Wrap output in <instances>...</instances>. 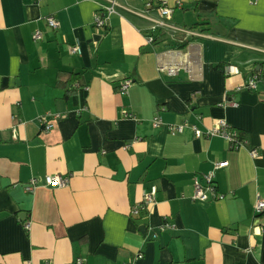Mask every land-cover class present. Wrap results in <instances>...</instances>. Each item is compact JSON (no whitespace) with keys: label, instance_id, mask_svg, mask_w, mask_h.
<instances>
[{"label":"crops","instance_id":"crops-1","mask_svg":"<svg viewBox=\"0 0 264 264\" xmlns=\"http://www.w3.org/2000/svg\"><path fill=\"white\" fill-rule=\"evenodd\" d=\"M107 3L0 0V264H264V0H168L176 29L156 30L141 0L98 27ZM219 120L245 143L195 136ZM211 173L219 198L194 200Z\"/></svg>","mask_w":264,"mask_h":264},{"label":"built area","instance_id":"built-area-1","mask_svg":"<svg viewBox=\"0 0 264 264\" xmlns=\"http://www.w3.org/2000/svg\"><path fill=\"white\" fill-rule=\"evenodd\" d=\"M108 3L106 6H104L101 11L97 12L94 17V23L98 27H104L107 25V22L109 18L114 14H119V8H121L120 0H107ZM144 2L147 10H156L158 12L159 17L157 19H153V26L152 30H156L158 28H167V29H176L175 27L168 24V21L171 19L173 14V8H171L168 4V0H141ZM178 7H181L182 4L180 2L177 3ZM46 22L48 26L54 30H57L60 26L59 22L53 17L49 16L46 18ZM33 39L35 41H38L42 39V34L40 31H37L33 35ZM149 43L155 42L154 36H149L147 38ZM71 51L73 53H80L81 49L79 46L72 47ZM169 75H174L177 73V70L175 68H170L168 70ZM132 84L131 79L124 80L119 87V93L122 95H125L128 93V90ZM241 89V88H240ZM242 89L255 91L257 89V78H252L249 80L245 86H243ZM125 116L132 118L134 117L131 114L126 113ZM62 118L60 114H47L42 118V123L45 125V129L47 131L51 130L54 127L53 121H58ZM163 124L162 120L157 117L154 119V125L156 127H160ZM186 124L183 125H170L169 126V132L172 135L181 134L185 131ZM195 136L197 138L202 136L212 137V136H222L226 138L234 147L238 148L242 146L245 142V140L240 139L239 136L236 133L231 132L230 125L224 121L219 120L217 121L216 127L213 129L208 130L207 132L202 131L201 129L197 128L196 126H192ZM253 155H256V153H252ZM227 164L225 162H219L216 164L215 169L219 170L223 167H225ZM205 185H202L198 178H195V191H194V200L199 201H208L211 197L214 199L219 198L217 192H216V186L214 182V174H208L204 176ZM45 182L48 186L51 187H66L69 183V178L64 177L61 175H48L45 178ZM37 184V180L33 179L31 180L30 184L27 185V190H31L34 188V186ZM156 194L157 189L154 187L150 192H147L144 195L143 202L140 206H135L132 210L133 216H139L142 210H149L154 204L156 200ZM254 212H255V222L254 225L256 229L258 230L259 234L264 233V224L260 225L259 218L264 216V200L261 198H258L255 205H254ZM25 228L27 230H30L31 224L26 223ZM166 228H171L169 224L163 225L159 231H163ZM158 233L153 232L152 237L157 238ZM142 255H139V258H141ZM77 264H83V261L79 259L77 261Z\"/></svg>","mask_w":264,"mask_h":264},{"label":"trees","instance_id":"trees-1","mask_svg":"<svg viewBox=\"0 0 264 264\" xmlns=\"http://www.w3.org/2000/svg\"><path fill=\"white\" fill-rule=\"evenodd\" d=\"M242 139V138H241Z\"/></svg>","mask_w":264,"mask_h":264}]
</instances>
